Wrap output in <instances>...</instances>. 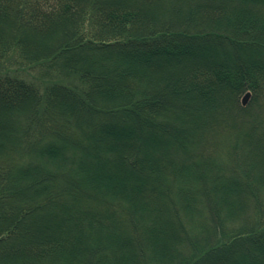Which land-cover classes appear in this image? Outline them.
I'll return each mask as SVG.
<instances>
[{"label":"trees","instance_id":"16d2710c","mask_svg":"<svg viewBox=\"0 0 264 264\" xmlns=\"http://www.w3.org/2000/svg\"><path fill=\"white\" fill-rule=\"evenodd\" d=\"M0 264H264V0H0Z\"/></svg>","mask_w":264,"mask_h":264},{"label":"rangeland","instance_id":"374dc122","mask_svg":"<svg viewBox=\"0 0 264 264\" xmlns=\"http://www.w3.org/2000/svg\"><path fill=\"white\" fill-rule=\"evenodd\" d=\"M7 68L17 73H21L23 76L26 75L29 79L38 77V71L31 69L30 67L16 66L14 64H11V65H8ZM20 69H23V70H20ZM227 123L229 124L230 122H227Z\"/></svg>","mask_w":264,"mask_h":264},{"label":"water","instance_id":"95a60500","mask_svg":"<svg viewBox=\"0 0 264 264\" xmlns=\"http://www.w3.org/2000/svg\"><path fill=\"white\" fill-rule=\"evenodd\" d=\"M250 98V93H246L242 98V105L245 106Z\"/></svg>","mask_w":264,"mask_h":264}]
</instances>
